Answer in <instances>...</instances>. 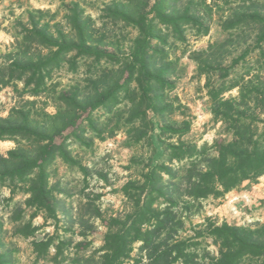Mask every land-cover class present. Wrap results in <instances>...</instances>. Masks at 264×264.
Here are the masks:
<instances>
[{
    "label": "trees",
    "instance_id": "trees-1",
    "mask_svg": "<svg viewBox=\"0 0 264 264\" xmlns=\"http://www.w3.org/2000/svg\"><path fill=\"white\" fill-rule=\"evenodd\" d=\"M207 1L200 0L199 7L196 5L198 10L191 5L181 8L182 0L111 1L103 10L108 18L137 31L125 56L109 51V41L96 38L91 18L84 16L83 9L75 1L69 3L59 19L58 10L51 13L50 10L27 9L11 26L12 41L0 50V93L11 92L9 106L0 103V142H12L13 147L0 153V189L9 191V200L17 193L26 195L23 205L33 209L27 222H23L25 209L11 218L13 223H22L14 226V234L33 237L36 228L32 221L39 215L44 220L43 226L48 220L55 224L52 234L32 241L37 262L198 264V255L189 251L197 244L181 236L185 219L194 213L191 210L199 206V200L210 196L221 199L243 181L253 180L264 172V128H260L264 127L261 117L264 114V79L258 74L250 77L248 70L229 78L230 68L240 61L246 62L249 51L243 52L234 61L235 65L223 66L221 58H216L212 50L223 48L228 42L225 39L194 52L191 57L199 74L217 72L218 86H212L210 78L206 84L210 112L223 124L229 137L215 144L213 155L180 140L162 143V157L152 148L149 157L143 160L141 174L130 177L121 188L124 197L132 201L131 208L122 218L108 220L103 244L98 249L86 254L76 246L72 252L69 238L59 234L57 213L62 202L49 186L48 168L60 159L69 167L78 166L83 175L87 174L71 155L67 138L72 137L81 146H89L87 133L99 140L105 139L103 132L112 117H117L115 127L107 132L113 136L119 129L121 115L126 116L123 127L133 145H139L144 139L153 146L155 138H180L189 131V123L183 121L178 128L163 125L160 133L153 135L151 116L171 115L164 91L172 88L169 78L173 75L172 63L156 44H165L167 36L184 42L185 29L194 31L197 37L206 36L213 20V6L218 7L223 0ZM234 1L237 3L235 10L223 12L219 17L223 32L256 25V41L260 46L264 43V11L259 2ZM79 58L94 64L121 63L127 76L122 84L118 82L105 91L94 89L88 95L78 90L58 92L55 113L50 115L46 111L49 90L53 88L49 83L50 71L67 63L71 72H75ZM131 83L136 85L135 92L130 90ZM234 89L238 92L236 97H224ZM118 93L123 94V108L114 107L111 118L105 122L94 120L91 113L100 108L109 109ZM140 125L144 136L133 140L132 137H136L133 131L140 132L142 127H136ZM124 144L132 145L126 141ZM135 163L132 158L131 164ZM95 216L99 217L100 213L96 212ZM204 221L208 226L207 235L218 247L217 256L210 258L208 264H246L249 261L264 264V226L251 229L225 222L217 225L211 218ZM2 229L0 221V236ZM67 231L65 228L63 232ZM135 244L139 245L133 256ZM0 264H8L5 254H0Z\"/></svg>",
    "mask_w": 264,
    "mask_h": 264
},
{
    "label": "rangeland",
    "instance_id": "rangeland-1",
    "mask_svg": "<svg viewBox=\"0 0 264 264\" xmlns=\"http://www.w3.org/2000/svg\"><path fill=\"white\" fill-rule=\"evenodd\" d=\"M71 1L78 2L84 11V16L91 18V24L96 29V38L110 42L109 51L118 56L129 53L137 31L120 21L111 20L103 12L105 6L113 0H0V50L11 43V26L24 16L27 9L50 10L51 13L58 10L57 19H59L69 8ZM257 1L264 11V0ZM182 2L181 8L191 5L194 10H198L200 0H182ZM207 3H210V0ZM236 5L234 0H223L218 7L213 6V20L206 36L197 37L194 31L185 29L184 42H178L167 36L165 44H156L167 55V61L172 63L173 75L169 78L172 88L164 91L165 99L171 106V115L164 118L151 116L154 123L153 135L159 134L163 125L178 128L183 121H186L189 123V131L185 135L180 138L177 136L155 138L153 146L144 139L139 145H133L127 139L126 128L123 127L126 116L121 115L118 120L119 129L113 133V136H109L107 132L115 127L117 117H112L103 132L102 136L105 139L99 140L92 137V133H87L86 142L90 144L89 146H81L72 137L67 138L71 155L86 169L87 174L83 175L78 166L69 167L60 159H56L49 166L48 174L49 186L62 202V208L57 213L60 220L57 228L60 236L69 238L72 252L75 251L76 246L78 251L86 254L98 249L103 244L108 220L111 217L122 218L131 208L132 201L124 197L121 188L130 177L141 174L143 160L149 157L152 148L162 157L164 156L162 143H177V140H180L213 155L215 144L229 137L223 124L215 120L210 112L211 101L206 84L207 79L210 78L211 85L218 86L220 80L216 76L217 72L211 71L209 75L199 74L191 55L206 49L210 44H217L227 39L228 42L223 48L215 47L212 50L216 58H221L223 66L229 67L243 52L249 51L246 62L240 63V61L234 68H230L229 78L248 70L250 77L258 74L264 79V43L257 45L256 25L251 24L239 31L228 30L226 33L221 28L219 17L223 12L234 11ZM76 62L78 67L75 72H71L67 63L50 71L49 83L53 88L49 90V103L46 108L50 115L55 113L57 105L55 99L58 92L78 90L81 94L88 95L94 92V89L105 91L118 82L122 84L127 76L121 63L112 65L102 61L94 64L93 61L83 58L77 59ZM130 90L135 92V83L130 84ZM237 95V89H234L225 93L224 97ZM10 96V90L0 93V103L5 105L4 107L9 106ZM122 98L123 94L118 93L116 99L108 106L109 109L95 110L91 113L92 118L99 123L105 122L111 118L114 107L123 108ZM261 117L264 119V114ZM260 128L264 127L260 126ZM143 132V127L138 133L133 131L136 135L132 137L133 140L143 138ZM125 141L132 145H125ZM12 147V142H0V153ZM132 158L136 161L134 165L131 164ZM128 166L132 167L127 169ZM9 197L10 193L7 189H0V221L3 228L0 236V254L6 255L8 264H51L49 261H36L32 241L42 240L44 236L52 234L56 230L55 224L48 220L43 226L44 220L39 215L32 221L33 227L36 228L33 237L23 238L14 234L16 232L14 226L19 227L22 223H13L11 218L15 217L20 209H25L23 222H27L33 209H27L23 205L26 195L17 193L12 200H9ZM198 203L199 206L196 205L191 210L194 213L185 219L181 236L191 238V243L197 244L189 251L198 255V264H208L210 258L217 256L218 247L207 235L208 226L204 221L206 218H211L217 225L225 222L228 225L251 229L264 226V172L253 180L243 181L221 199L210 196L199 200ZM96 212L100 213L99 217L95 216ZM65 228L67 232H63ZM80 243L81 245L78 246ZM138 245H134L133 256L137 254ZM246 264L253 262L249 261Z\"/></svg>",
    "mask_w": 264,
    "mask_h": 264
}]
</instances>
